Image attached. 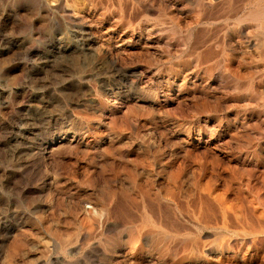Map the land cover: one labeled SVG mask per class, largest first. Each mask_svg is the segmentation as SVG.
I'll return each instance as SVG.
<instances>
[{"label": "rangeland", "instance_id": "374dc122", "mask_svg": "<svg viewBox=\"0 0 264 264\" xmlns=\"http://www.w3.org/2000/svg\"><path fill=\"white\" fill-rule=\"evenodd\" d=\"M130 1L0 0V264H197L202 242L209 264H262L264 220L202 229L184 196L211 181L264 198V26L251 60L239 0L205 18L190 0ZM223 53L237 78H219ZM193 87L211 96L184 99Z\"/></svg>", "mask_w": 264, "mask_h": 264}, {"label": "bare ground", "instance_id": "6f19581e", "mask_svg": "<svg viewBox=\"0 0 264 264\" xmlns=\"http://www.w3.org/2000/svg\"><path fill=\"white\" fill-rule=\"evenodd\" d=\"M190 1H192V2H196V4L197 5H199V6H201L200 8H201V11L203 12V15H204V13H206L207 14V12L208 13H215L216 14V12H223L224 10H225V3H226V1L227 0H190ZM233 1H238V0H233ZM260 1L261 0H239V2L241 3V4H239L238 6H240V5H242V6H244L245 8H248L247 9V11L246 12H244L241 16H239L238 18H237V24H239V23H245V25H246V29H247V33L248 34H252L251 36L249 35V38H248V40H247V43H248V47H249V49L251 50V53H250V55H251V60H253V58H254V55H255V52H256V48H257V41H256V39H255V35H254V32L256 33V28L254 29V30H252V27L254 26V24H255V26H256V23L258 24V23H260L259 25H261V27L262 26H264L263 24H264V5L263 4H261L260 3ZM122 2V1H121ZM125 2V1H124ZM131 1L129 0V3H130ZM228 2V1H227ZM158 3V2H157ZM237 3L238 2H236V5H237ZM128 4V3H127ZM138 4H140V3H138ZM233 4V3H232ZM122 5V4H121ZM132 5V4H131ZM140 5H142V4H140ZM145 5V4H144ZM128 6V5H127ZM127 6H126V8H127ZM146 6V5H145ZM149 6V5H148ZM198 6V7H199ZM122 7V6H121ZM124 7V6H123ZM144 7V6H143ZM147 7V6H146ZM241 7V6H240ZM130 8V7H129ZM137 8V7H136ZM149 8V7H148ZM230 10H232V6H230ZM138 9V8H137ZM199 8H197V10H198ZM196 10V9H195ZM229 10V11H230ZM226 11L227 12H229L228 10H225V12H224V14L226 15ZM235 11H237V8L234 10V11H232V12H234L235 13ZM176 13V12H175ZM201 13V12H200ZM200 13H198V14H200ZM233 13V14H234ZM228 14V13H227ZM230 14H231V12L229 13V16H230ZM169 15V14H168ZM202 15V14H201ZM224 15V16H225ZM234 15H236V14H234ZM125 16V15H124ZM228 16V17H229ZM205 17H207V16H205L204 15V18ZM210 18V17H209ZM200 19H202V17L200 18ZM189 21V20H188ZM184 24V23H183ZM195 26V25H194ZM229 27V26H228ZM264 28V27H263ZM228 29V28H227ZM195 30V29H194ZM261 30V29H260ZM259 30V31H260ZM210 31H211V29H210ZM148 33V32H147ZM259 33V32H258ZM257 33V34H258ZM166 34V33H165ZM261 34V33H260ZM131 35V34H130ZM137 35V34H136ZM142 35V34H141ZM79 36V35H78ZM125 36H127V35H125ZM140 36V35H139ZM145 36V35H144ZM150 36V35H149ZM240 36V35H239ZM263 36L264 35H262V37H261V39L263 38ZM131 37H133V36H131ZM146 37V36H145ZM128 38H129V36H128ZM127 38V39H128ZM135 38H138V37H135ZM147 38V37H146ZM145 38V39H146ZM259 38H260V36H259ZM258 38V39H259ZM126 39V38H125ZM139 39V38H138ZM142 39H144V38H142ZM148 39V38H147ZM146 39V40H147ZM150 39V38H149ZM167 39V38H166ZM257 39V40H258ZM130 40V39H129ZM260 40V39H259ZM120 41V40H119ZM131 41V40H130ZM132 41H134V40H132ZM122 42V41H121ZM129 42V41H128ZM145 42V41H144ZM154 42H155V40H154ZM163 42V41H162ZM196 42V41H195ZM207 42V41H206ZM125 43V42H124ZM127 43V42H126ZM131 43V42H130ZM129 43V44H130ZM139 43V42H138ZM171 43V42H170ZM194 43V42H193ZM197 43V42H196ZM132 44V43H131ZM141 44H144V43H141ZM147 44V43H146ZM149 44V43H148ZM154 44V43H153ZM200 44V43H199ZM198 44V45H199ZM165 45V44H164ZM147 46V45H146ZM168 46V45H167ZM201 46V45H200ZM133 47V46H132ZM134 47H136V46H134ZM138 47H139V45H138ZM141 47V46H140ZM145 47V46H144ZM155 47V46H154ZM183 47V46H182ZM129 48H131V47H129ZM143 48V47H142ZM155 48H157V47H155ZM174 48V47H173ZM193 48V47H192ZM146 49H148V48H146ZM259 49V48H258ZM105 50V49H104ZM137 50H139V49H137ZM136 50V51H137ZM141 50V49H140ZM150 50V49H149ZM156 50V49H155ZM175 50V49H174ZM194 50V49H193ZM234 50H235V47H234ZM132 51V50H131ZM176 51V50H175ZM226 51V50H225ZM236 51V50H235ZM133 52H135V51H133ZM139 52V51H138ZM137 52V53H138ZM145 52V51H144ZM144 52H142V54L144 55ZM146 52H147V50H146ZM145 52V53H146ZM187 52H189V51H187ZM259 52V51H258ZM151 53V52H150ZM149 53V54H150ZM163 53V52H162ZM191 53V52H190ZM260 53H262V51H260ZM140 54H141V52H140ZM168 54V53H167ZM209 54V53H208ZM224 54V53H223ZM218 55V54H217ZM151 56V55H150ZM158 56V55H157ZM239 56V55H238ZM185 57V56H184ZM207 57V56H206ZM205 57V58H206ZM217 57V56H216ZM203 58V57H202ZM208 58V57H207ZM210 58V57H209ZM257 58V57H256ZM196 59V58H195ZM212 59V58H211ZM245 59V58H244ZM194 60V59H193ZM208 60V59H207ZM222 61H226L227 62V67L226 68H228V69H224L223 70V72H222V75L221 76H219V78H222V76L224 75H229V76H231V77H233V78H237L236 76H233V74H231V72L233 73V70L231 69L233 66H235L234 64H237V65H239V63H240V61L238 60V57H236L235 56V54H234V56H233V58L232 59H230L227 55H223L222 56ZM179 62V61H178ZM180 63V62H179ZM199 63V62H198ZM192 64H193V62H192ZM193 66V65H192ZM106 67V66H105ZM186 67V66H185ZM237 67V66H236ZM235 67V68H236ZM183 68V67H182ZM104 69V68H103ZM168 69V68H167ZM189 69V68H188ZM190 69H191V67H190ZM190 69H189V71H190ZM243 69V68H242ZM256 69V68H255ZM240 70V69H239ZM186 71V70H185ZM229 71H230V73H229ZM101 72V71H100ZM103 72V71H102ZM146 72V71H145ZM177 73V75H179L180 77H182V74L181 73H183L182 71H181V69H180V67L178 66V65H173V66H170L169 67V69H168V72H167V74L168 75H172L173 73ZM149 73V72H148ZM198 73V72H197ZM241 73V72H240ZM155 74V73H154ZM181 74V75H180ZM197 75V74H196ZM195 75V76H196ZM261 75V74H260ZM178 76V77H179ZM194 76V77H195ZM168 77V76H167ZM186 77H188V75L186 76ZM198 77V76H197ZM151 78V77H150ZM191 78V77H190ZM257 78V77H256ZM255 78V79H256ZM169 79H171L170 77H169ZM188 79V78H187ZM248 79H249V84L251 85L252 84V89L253 90H255V92L256 93H261L262 92V86H261V84L259 83V82H253V80H252V76L251 75H249L248 76ZM175 80V79H174ZM196 80H197V78H196ZM146 81V80H145ZM165 81V80H164ZM182 81L185 83V77L183 76L182 77ZM188 81V80H187ZM227 81V80H226ZM147 82V81H146ZM152 82V81H151ZM159 82H161V81H159ZM192 82V81H191ZM215 82V81H214ZM220 82H221V80H220ZM253 82V83H252ZM149 83V82H148ZM176 83V82H175ZM108 84V83H107ZM143 84V83H142ZM215 84V83H214ZM110 85V84H109ZM191 85H194V83L193 84H191ZM217 85H219L218 83H217ZM158 86V85H157ZM182 86V85H181ZM183 86H184V84H183ZM212 86V85H211ZM220 86V85H219ZM105 87V86H104ZM165 87V86H164ZM163 87V88H164ZM172 87V86H171ZM188 87V86H187ZM224 87V86H223ZM162 88V89H163ZM166 88V87H165ZM164 88V89H165ZM179 88V87H178ZM186 88V87H185ZM184 88V89H185ZM211 88V87H210ZM107 89V88H106ZM175 89V88H174ZM181 89V88H180ZM219 89V88H218ZM223 89V88H222ZM110 90V89H109ZM186 90V89H185ZM189 90V92H188V94L186 93V95H182L183 96V98L184 99H187L188 97H190V96H192V97H195V96H197V95H203V97L204 96H206V98H207V96H208V98L211 96V92H209L208 90H202V89H197V88H195V87H193V88H190V89H188ZM112 91V90H111ZM161 92H162V90H161ZM173 92V91H172ZM215 92V91H214ZM220 92V91H219ZM167 93V92H166ZM183 93V92H182ZM185 93V92H184ZM113 94H114V92H113ZM116 94V93H115ZM129 94V93H128ZM177 94V93H176ZM225 94V93H224ZM247 94V93H246ZM117 95H118V93H117ZM218 95V94H217ZM221 95V94H220ZM230 95V94H229ZM119 96V95H118ZM170 96V95H169ZM243 96H244V94L242 93V94H239V93H237V95H236V100L237 101H239L240 102V100H243ZM247 96V95H246ZM114 97H115V95H114ZM126 97H128V96H126ZM165 97V96H164ZM181 97V96H180ZM191 97V98H192ZM214 97V96H213ZM261 97V96H260ZM262 97H263V95H262ZM109 98V97H108ZM116 98V97H115ZM117 98H119V97H117ZM177 98V97H176ZM252 98V97H251ZM121 99V98H120ZM162 99V98H161ZM164 99V98H163ZM162 99V100H163ZM172 99V98H171ZM183 99V100H184ZM198 99V98H197ZM203 99V98H202ZM213 99V98H212ZM219 99V98H218ZM264 99V98H263ZM123 100V99H122ZM182 100V99H181ZM196 100V99H195ZM158 101V100H157ZM165 101H166V99H165ZM177 102H178V99L176 100ZM186 101V100H185ZM214 101V100H213ZM222 101V100H221ZM249 101V100H248ZM252 101V100H251ZM118 102V101H117ZM120 102V101H119ZM188 102H189V100H188ZM211 102H212V100H211ZM182 103H184L183 101H182ZM181 103V104H182ZM192 103V102H191ZM108 104V103H107ZM120 104V103H119ZM169 104V103H168ZM176 104V103H175ZM222 104V103H221ZM240 104V103H239ZM113 105H114V103H113ZM117 105V104H116ZM162 105H163V103H162ZM195 106V105H194ZM239 106V105H238ZM255 106V105H254ZM259 106V105H258ZM257 106V107H258ZM103 107H104V105H103ZM124 107V106H123ZM248 108V107H247ZM110 109V108H109ZM111 109H112V107H111ZM213 109V108H212ZM99 110V109H98ZM212 111V110H211ZM255 111V110H254ZM235 114V113H234ZM237 114V113H236ZM258 115H260V114H258ZM262 115V114H261ZM246 116V115H245ZM202 117V116H201ZM196 118V117H195ZM217 118V117H216ZM240 118H241V116H240ZM213 119V118H212ZM215 119V118H214ZM244 119V118H243ZM246 119V118H245ZM250 119V118H249ZM254 119V118H253ZM206 120V119H205ZM203 121V120H202ZM215 121H216V119H215ZM231 121H233V119L231 120ZM252 121V120H251ZM256 121V120H255ZM197 122V121H196ZM237 122V121H236ZM246 122V121H245ZM149 124H150V122H148ZM151 123H153V122H151ZM182 123V122H181ZM191 123V122H190ZM189 123V124H190ZM198 123V122H197ZM206 123V122H205ZM210 123V122H209ZM225 123H226V121H225ZM247 123V122H246ZM179 124V123H178ZM177 124V125H178ZM233 124V123H232ZM237 124V123H236ZM240 124V123H239ZM243 124V123H242ZM252 124V123H251ZM153 125V124H152ZM176 125V127H178ZM184 125V124H183ZM199 125V124H198ZM210 125V124H209ZM227 125V124H226ZM157 126V125H156ZM232 126H234V125H232ZM236 126V125H235ZM238 126H241V125H238ZM244 126H245V123H244ZM264 126V125H263ZM262 125H261V127H263ZM155 127V126H154ZM154 127H152V128H154ZM186 127V126H185ZM189 127V126H188ZM200 127V126H199ZM203 127V126H202ZM242 127V126H241ZM157 128V127H156ZM175 128V127H174ZM181 128V127H180ZM195 128V127H194ZM245 128V127H244ZM184 129V128H183ZM198 129V128H197ZM216 129V128H215ZM217 129H218V127H217ZM217 129H216V131H217ZM232 129H234V128H232ZM153 130H155V128L153 129ZM181 130V129H180ZM151 131V130H150ZM188 131V130H187ZM193 131V130H192ZM199 131V130H198ZM220 131V130H219ZM233 131V130H232ZM182 132V131H181ZM180 132V133H181ZM221 132V131H220ZM223 132V131H222ZM229 132V131H228ZM154 133V132H153ZM185 134H186V132H184ZM199 133V132H198ZM212 133H213V131H212ZM231 133V132H230ZM244 133V132H243ZM197 134V133H196ZM209 134H210V132H209ZM227 134V133H226ZM212 135V134H211ZM214 136H215V133H214ZM219 136V135H218ZM181 137V136H180ZM209 137V136H208ZM153 138V137H152ZM151 138V139H152ZM189 138V137H188ZM200 138V137H199ZM205 138V137H204ZM171 139V138H170ZM232 139V138H231ZM182 140V139H181ZM209 140V139H208ZM213 140V139H212ZM218 140V139H217ZM161 141V140H160ZM163 141V140H162ZM216 141V140H215ZM235 141V140H234ZM175 142V141H174ZM205 142H208V141H205ZM170 143V142H169ZM186 143V142H185ZM191 143V142H190ZM189 143V144H190ZM182 144V143H181ZM228 144H229V142H228ZM227 144V145H228ZM158 145V144H157ZM222 145V144H221ZM147 146V145H146ZM151 146V145H150ZM185 146V145H184ZM195 146V145H194ZM193 146V147H194ZM204 146V145H203ZM212 146V145H211ZM219 146V145H218ZM232 146V145H231ZM188 147V146H187ZM186 147V148H187ZM197 147V146H196ZM191 148V147H190ZM195 148V147H194ZM223 148V147H222ZM150 149V148H149ZM202 149V148H201ZM205 149H207V148H205ZM209 149V148H208ZM183 150V149H182ZM198 150V149H197ZM200 150V149H199ZM219 150V149H218ZM257 150V149H256ZM177 150H175V152H176ZM201 151V150H200ZM199 151V152H200ZM206 151V150H205ZM263 151V150H262ZM174 152V153H175ZM191 152H192V150H191ZM209 152L210 151H208V154H209ZM231 152V151H230ZM197 153V152H196ZM218 153V152H217ZM229 153V152H228ZM213 154L214 153H212V156H213ZM246 154V153H245ZM252 154V153H251ZM250 154V155H251ZM244 155V154H243ZM248 155V154H247ZM209 156H210V154H209ZM210 158V157H209ZM222 158V157H221ZM243 158V157H242ZM248 158V157H247ZM249 158H251V157H249ZM249 158H248V161H250L249 160ZM252 159V158H251ZM225 160V159H224ZM226 161V160H225ZM224 161V162H225ZM237 161V160H236ZM240 161V160H239ZM245 162L247 161V160H244ZM227 162V161H226ZM226 162L224 163V164H226ZM231 162V161H230ZM242 162V161H241ZM163 163V162H162ZM234 163V162H233ZM257 163V162H256ZM223 164V165H224ZM248 164V163H247ZM246 164V165H247ZM259 164V163H258ZM252 165V164H251ZM262 165V164H261ZM259 167V166H258ZM242 168H243V166H242ZM241 169V168H240ZM239 169V170H240ZM223 170V169H222ZM174 172V171H173ZM208 172V171H207ZM210 172V171H209ZM257 173V172H256ZM208 174V173H207ZM210 174V173H209ZM222 176H224L223 174H221ZM205 176V175H204ZM211 176V175H210ZM213 176V175H212ZM246 176V175H245ZM262 176V175H261ZM221 177V176H220ZM228 176H226L225 178H227ZM205 178H207V177H205ZM259 178H260V176H259ZM214 179H216V178H214ZM205 180V179H204ZM252 180V179H251ZM255 180V179H254ZM223 181V180H222ZM155 182V181H154ZM204 182V181H203ZM224 183H225V179H224ZM234 183H236V181L234 182ZM250 183H251V181H250ZM206 184V183H205ZM260 184V183H259ZM223 185V184H222ZM236 185V184H235ZM220 186V185H219ZM218 186V184H215V183H212L211 181H209L206 185H204V186H196V188H194V189H192V190H189L186 194H185V196L184 197H193V198H195L194 200H195V211L194 210H192L193 212H194V215L196 216V219H198L199 220V225H200V227L199 228H202V229H206V228H208L209 226H211V225H213V224H217L218 222H222L223 224H231V225H233V226H238V228L239 227H241V228H248V226L250 225V221H252L254 218H258V219H262V220H264V198H262V197H256L255 199H249V198H247V197H245V202H243V201H241L240 199H239V190L238 189H236V188H233V187H230V186H225V185H223V187H219ZM179 189V188H178ZM189 189V188H188ZM247 190V189H246ZM179 192V191H178ZM260 192V191H259ZM252 193V192H251ZM262 193V192H261ZM161 194V193H160ZM179 195V194H178ZM181 195V194H180ZM251 196V195H250ZM143 198H145V197H143ZM156 198H157V196H156ZM161 198H163V197H161ZM165 198V197H164ZM147 199V198H146ZM145 199V200H146ZM166 199V198H165ZM180 199V198H179ZM159 200V199H158ZM188 200V199H187ZM191 200V199H190ZM146 201H148V200H146ZM185 201V200H184ZM184 201L183 202H181V203H184ZM189 201V200H188ZM143 202V201H142ZM149 202V201H148ZM147 202V203H148ZM191 202H192V200H191ZM152 203V202H151ZM154 203V202H153ZM161 203V202H160ZM174 203V202H173ZM179 203V202H178ZM165 204V203H164ZM167 204V203H166ZM188 204V203H187ZM193 204V203H192ZM191 204V205H192ZM255 204V205H254ZM175 205H176V203H175ZM144 206V205H143ZM160 206V205H159ZM162 206V205H161ZM147 207H148V204H147ZM150 207H151V205H150ZM153 207V206H152ZM162 207H164V206H162ZM190 207V206H189ZM161 208V207H160ZM168 208V207H167ZM177 208V207H176ZM182 208H185L184 206L182 207ZM145 209H146V207H145ZM164 209V208H163ZM192 209V208H191ZM105 210V209H104ZM147 210V209H146ZM190 210V209H189ZM148 211V210H147ZM186 211V210H185ZM163 212V211H162ZM180 212V211H179ZM190 212V211H189ZM152 214H154L153 212H151ZM169 213V212H168ZM170 213H171V211H170ZM102 215H104V214H102ZM119 215V214H118ZM158 215V214H157ZM163 215H165V213L163 214ZM166 216H170V215H166ZM185 216V215H184ZM188 216V215H187ZM194 216V217H195ZM110 217V216H109ZM152 217V216H151ZM171 217V216H170ZM169 217V218H170ZM182 217V216H181ZM157 218V217H156ZM172 218V217H171ZM184 218H186V217H184ZM154 219V218H153ZM158 219V218H157ZM164 219V218H163ZM165 220V219H164ZM173 220V219H172ZM180 220V219H179ZM255 220V219H254ZM253 220V221H254ZM195 221V220H194ZM256 221V220H255ZM255 221H254V223H255ZM260 221V220H259ZM164 222V221H163ZM166 222H168V221H166ZM178 222V221H177ZM187 222H189V221H187ZM262 222V221H261ZM157 223V222H156ZM171 223V222H170ZM191 223V222H190ZM259 223V222H258ZM90 224V223H89ZM163 225H164V223H162ZM179 224V223H178ZM181 224V223H180ZM257 223H255V225H256ZM166 225V224H165ZM172 225V224H171ZM174 225V224H173ZM196 225V224H195ZM261 225H262V223H261ZM178 226V225H177ZM185 227H186V225H184ZM189 226V225H188ZM257 226V225H256ZM166 227H167V225H166ZM170 227V226H169ZM168 227V228H169ZM179 227L180 226H178V229H179ZM230 227V226H229ZM182 228V227H181ZM187 229H188V227H186ZM186 228H185V230H186ZM171 229V228H170ZM177 229V228H176ZM151 230V229H150ZM189 230V229H188ZM190 230H191V227H190ZM194 230V229H193ZM183 231V230H182ZM195 231V230H194ZM169 232V231H168ZM167 232V233H168ZM234 232V231H233ZM261 232H264V229H262L261 230ZM140 233V232H139ZM143 233V232H142ZM151 233V232H150ZM145 235V234H144ZM147 235V234H146ZM166 235V234H165ZM173 235V234H172ZM141 236H142V234H141ZM141 239V238H140ZM176 240V239H175ZM194 240V239H193ZM169 241V240H168ZM179 241V240H178ZM177 241V242H178ZM196 242H197V240H196ZM189 245V244H188ZM261 245V244H260ZM192 246H193V244H192ZM236 246V245H235ZM234 246V247H235ZM237 246H238V244H237ZM236 246V247H237ZM262 246V245H261ZM139 247H140V245H139ZM140 248H142V247H140ZM139 249V248H138ZM237 249V248H236ZM239 249H241V248H239ZM140 250V249H139ZM227 250V249H226ZM243 250V249H242ZM241 250V251H242ZM262 251V250H261ZM264 251V250H263ZM141 252V251H140ZM139 252V253H140ZM253 252V251H252ZM255 252V251H254ZM258 252H260V250L258 251ZM225 253H227V252H225ZM263 253V252H262ZM223 253H221L220 251H216V259L218 260V261H223V255H222ZM231 254V253H230ZM239 254V253H238ZM256 254V253H255ZM209 255H210V250L207 248V245H206V242H202L201 243V245L200 246H196L195 247V252H194V257H195V259H196V261H197V264H209V261H211V259H209ZM251 255V254H250ZM253 255V254H252ZM260 255V254H259ZM232 256V255H231ZM230 256V257H231ZM236 256H237V253H236ZM242 256H244V255H242ZM255 256V255H254ZM253 256V257H254ZM214 257V256H213ZM227 257V256H226ZM225 257V258H226ZM239 257H240V255H239ZM258 258H259V256H257ZM229 258V257H228ZM249 258V257H248ZM257 259V258H256ZM247 259H245V261H246ZM252 260V259H251ZM254 260V259H253ZM174 261V260H173ZM239 261V260H238ZM238 261L236 260V262L238 263ZM244 261V262H245ZM183 262V261H182ZM188 262V261H187ZM227 262V261H226ZM230 262V261H229ZM228 262V263H229ZM231 262L233 263V261L231 260ZM235 262V261H234ZM243 262V263H244ZM248 262V261H247ZM259 262L260 263H262V264H264V254H263V256L261 255V259L259 260ZM224 264H225V262H223ZM213 264V263H212ZM236 264V263H235ZM239 264V263H238ZM251 264V263H250Z\"/></svg>", "mask_w": 264, "mask_h": 264}]
</instances>
